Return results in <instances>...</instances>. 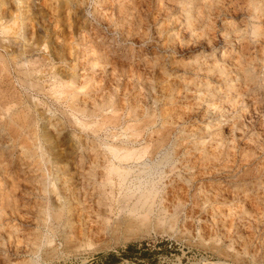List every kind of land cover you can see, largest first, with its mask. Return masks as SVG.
I'll return each mask as SVG.
<instances>
[{
    "label": "rangeland",
    "instance_id": "rangeland-1",
    "mask_svg": "<svg viewBox=\"0 0 264 264\" xmlns=\"http://www.w3.org/2000/svg\"><path fill=\"white\" fill-rule=\"evenodd\" d=\"M28 1L27 34L50 39L59 54L53 68L86 84L65 101L48 87L26 88L10 67L37 131L10 160L13 140L0 127L1 157L19 190L15 210L6 205L0 217V264H264V0H75L76 10L69 0ZM10 12L19 14L16 6ZM46 69L40 81L47 85ZM114 87L151 111L147 134L170 130L169 143L145 161L154 163L156 201L141 205L121 189L111 201L43 219L45 201L36 196L42 170L54 172L59 158L70 164L59 161L64 170L83 174L86 135L70 103L100 105ZM164 155L170 160L156 166Z\"/></svg>",
    "mask_w": 264,
    "mask_h": 264
},
{
    "label": "bare ground",
    "instance_id": "bare-ground-1",
    "mask_svg": "<svg viewBox=\"0 0 264 264\" xmlns=\"http://www.w3.org/2000/svg\"><path fill=\"white\" fill-rule=\"evenodd\" d=\"M25 1L26 0H11V1L10 0H0V116L3 117L2 120L0 119L1 120L0 127L4 131H6L5 133L9 136V138H11L13 140V148L11 149L12 154H10V152H8L10 154V156L12 155L10 160H12L13 156H14L13 155L14 154V147L17 144H20L22 146V148H24V142H25L26 137L31 135L34 131L35 132L37 131L36 127H34L35 125L32 124V122L30 120L31 118H30V115L28 114V111L25 112V111H23V109H21L23 107L22 105H23L24 101L22 100L21 95L19 94V91L17 90V88H15V86H13V84L11 82L10 73H9L10 67L13 68V71L15 72L16 77L18 78V80H20L21 84L23 86H25L26 88L35 89L36 92H39V91L45 92L46 87H48V91H51V93L53 92L55 94V96L61 95L62 97H60V98H62V99L64 98L65 101H68L67 100L68 98L72 99V96L76 95L75 90L77 88H81L82 86L84 87V84H86V83H84V84L81 83L80 84L81 86L78 87L74 83V81H72L71 79H68L67 77L64 78V75L63 76L60 75L61 73L59 74V72L53 68V66L55 64L53 65L52 61L55 58L58 59L59 54H58L57 49L52 44V42L49 41L50 39L49 40H47V39L39 40L37 37L38 35H34V32L31 30H29V31H31L30 35L27 34L28 32L26 29L28 27L27 28L24 27L26 25L24 23V19L26 17H28L26 14H28L27 11L28 12L30 11L29 9H32L31 8L32 5L30 6ZM250 3H251V1H250ZM69 4H70V6H72V10L77 9L78 3H76L75 0H73V1L69 0ZM133 5H134V3H133ZM2 6L3 7L5 6V7L3 8ZM15 6L17 8V11L19 10L18 15H14L13 14L14 11L10 12V8H14ZM201 7L203 9L204 6H201ZM8 8H9V10H8ZM206 11L207 10H205L204 12H206ZM121 12H122V10H121ZM125 14H126V12H125ZM132 14H133V12H132ZM192 17L193 16L188 13L187 18L190 19ZM41 24L42 23H38L37 27H40ZM80 34H82V33H80ZM36 51H41L44 53L46 52L47 55H43L40 53L33 55L34 52H36ZM95 52H97V51H95ZM105 57H106V55H105ZM101 58H103V57H101ZM186 65L187 64H185V66ZM44 66L48 67V70L46 69L47 75H45L49 78V83L47 82L48 83L47 85L43 84L40 81L41 80L40 75L42 73V70L44 69ZM121 66H122V64H121ZM109 67H110V64H109ZM209 68H210V66H209ZM46 70H45V72H46ZM64 74H66V73H64ZM71 75H73V74H71ZM73 79H74V76H73ZM135 79H137V78H135ZM112 80H113V78H112ZM112 80L110 79V81H112ZM143 82H146V81H143ZM77 84H79V83H77ZM115 86H116V82H115ZM143 89H145V88H143ZM148 90H150V89H148ZM113 91L114 92L107 94V97H105L106 99L102 100L103 102L97 106L92 105L94 103L91 104L90 102L89 103L91 104V106L89 104L85 103L86 105H88V107L86 105L79 106L77 101H76L77 104H74V102L73 103L71 102L72 104L70 103V105L72 106L71 110L73 112L75 111V113H72L73 119L77 123V125L79 124L81 129H83L85 131V135H86L85 143L83 142L85 146L82 147L83 148L82 154H81V156H79V160H81V162L84 165L83 174L81 176V179H79V177L74 173L73 170H69L71 167H70V164L68 163V161L66 160L67 162H65V159L62 160L59 158H58V160L60 161V163L64 162L67 165L69 164L70 168H68V170H64V168L62 166H60L59 161L58 162H55V161L51 162L52 164L53 163L55 164V165L53 164L54 165L53 168L55 169L54 172L46 169V171H47V173H46L45 171L43 172V170H42V173L39 175L40 180L38 179L41 186L38 188L39 189L38 193L37 194L35 193V194L37 197L40 196V198L45 201L42 204V207H41L42 209L40 210V213L42 214L43 219H47L48 217H50L52 219L57 218L59 220V218L63 217V215L65 213H70L77 206H79V207L84 206V204L86 202L93 201L96 203H100L102 201H107V202L111 201L113 198H115L116 192L121 190V189L126 190L125 191V192H127L126 196L129 199L134 197V199L139 201V203L141 205L151 207V205L156 201L158 193L154 189L155 184H156L153 180L154 179V173H155L154 172L155 171L154 170V163H153V165H148L147 162H145V161H146V159H150L149 161H151V159H153L154 155L156 156V154H158L157 152L161 149V147L163 149V146H165L167 144V142L170 140L169 139L170 134H168V132H170V130L167 131L168 127H166V128L164 127L162 129L161 128L158 129L156 131V133H154V134H152L153 133L152 130L150 131V132H152L151 134H147L145 130L147 129L146 127L148 126V123H149V121H148L149 116L147 119L144 116L145 115L147 116V114H149L151 111L149 112V111H144L145 109L144 110L140 109L139 108L140 107L139 97L132 95V93L126 94L124 92H122V93L118 92L119 91L118 87L115 88ZM206 91H208V90H206ZM209 91H211V90L209 89ZM133 93H134V91H133ZM27 94H29V93H27ZM212 94H213V92H212ZM128 97H130V98H128ZM152 97H154V96H152ZM103 98H104V96H103ZM122 98L124 99V101L126 100V102L121 103L122 102L121 100H123ZM126 98H128V99H126ZM27 99L31 100L32 97L27 96ZM77 99H79V98H76V100ZM172 101H173V99H172ZM65 103H67V102H65ZM82 104H84V103H82ZM96 104H97V102H96ZM80 105H81V103H80ZM141 106L143 107L142 104H141ZM150 106H152V105H150ZM42 108H46V107L42 106ZM31 109H33V108H31ZM37 112H39V111H37ZM165 112H167V111H165ZM150 117H151V115H150ZM41 119H43V118H41ZM166 122H168V121H166ZM176 122H177V120H176ZM33 123H35V122H33ZM32 125H34V126L32 127ZM45 125H47V124H45ZM161 126H163V124ZM42 136L45 138L46 142L49 143L50 149L55 150L56 146L53 147V143H50L51 139H49L48 131L42 130ZM50 137H51V135H50ZM18 139H20L19 143H17ZM57 139H59V138H57ZM54 141H55V139H54ZM180 144H177L175 146V148H176L175 150H179V149H177V146H179ZM38 145H36L37 148L40 151H42V146L41 145L38 146ZM192 145H193V143H192ZM201 145H199V146H201ZM197 146H198V144H197ZM201 148H202V146H201ZM202 151H203V149H202ZM208 151H207L208 155L210 153H212V152H208ZM176 152H179V151H176ZM204 152H205V150H204ZM174 154L176 155V153H174ZM1 155L2 154L0 153V217H1V214L3 212L4 206L8 205V206H11V208L13 209L14 205H10V203L14 204V202H13L14 200L16 203L17 202L16 194L19 195V193H16L18 190V185L13 181V179L12 180L10 179L11 181H9V178L11 177V172L7 173V170H8V166L6 165L7 162L4 161V159H5L4 154L2 155V157L4 159L1 157ZM175 155L173 156L174 158H175ZM39 157H40V155H39ZM177 157H178V155H177ZM203 157H204V155H203ZM169 160H170L169 156L164 155L156 163V166L159 164L163 165L162 163L168 162ZM178 161H180V160H178ZM141 163H143V165L139 166V164H141ZM137 166H139V167H137ZM135 167H137V169H134ZM177 167H180V166L178 165ZM41 169H43V168H41ZM163 172L166 173L165 171H163ZM158 174H159L160 180L163 177H165V175H161V173H158ZM201 174H202V172H201ZM54 187H55V191L52 192V189ZM212 187H213V185H212ZM36 191H37V188H36ZM168 191H170V188H168L166 190L165 194L169 193ZM175 191L173 190L172 192H175ZM52 193H53L55 198H53ZM194 198L196 199V197H194ZM208 199H210V198H208ZM196 202H197V200H195V203ZM16 205H17V203H16ZM93 208H95V207H93ZM130 208H131V206H130ZM235 209H236V207H235ZM13 210H15V209H13ZM147 210H148V208H147ZM31 219H33V218H31ZM1 220H2V218H1ZM1 220H0V222H1ZM1 223H3V222H1ZM1 235H3V234H1Z\"/></svg>",
    "mask_w": 264,
    "mask_h": 264
},
{
    "label": "trees",
    "instance_id": "trees-1",
    "mask_svg": "<svg viewBox=\"0 0 264 264\" xmlns=\"http://www.w3.org/2000/svg\"><path fill=\"white\" fill-rule=\"evenodd\" d=\"M133 246V245H132ZM131 245L129 246L130 248L132 247Z\"/></svg>",
    "mask_w": 264,
    "mask_h": 264
}]
</instances>
